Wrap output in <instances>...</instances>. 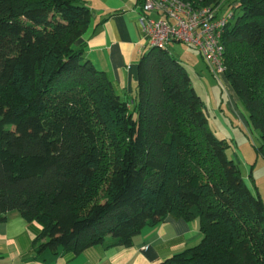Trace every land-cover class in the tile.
<instances>
[{"label":"trees","instance_id":"obj_1","mask_svg":"<svg viewBox=\"0 0 264 264\" xmlns=\"http://www.w3.org/2000/svg\"><path fill=\"white\" fill-rule=\"evenodd\" d=\"M201 1L231 12L224 85L264 156V0ZM93 15L85 0H0V221L17 210L42 225L37 252L75 256L197 220L201 241L159 264H264V199L185 63L151 45L128 100L78 45Z\"/></svg>","mask_w":264,"mask_h":264},{"label":"crops","instance_id":"obj_2","mask_svg":"<svg viewBox=\"0 0 264 264\" xmlns=\"http://www.w3.org/2000/svg\"><path fill=\"white\" fill-rule=\"evenodd\" d=\"M85 3L94 15L78 45L83 46L87 59L109 74L123 96L132 100L139 60L151 47L142 30L138 0H85ZM169 48L182 61L186 55H192L175 42ZM41 230L40 223L28 222L17 210L9 211L6 219L0 221V264H159L202 239L197 220L170 216L145 227L134 237L132 246L96 245L73 256L52 250L37 252L36 240Z\"/></svg>","mask_w":264,"mask_h":264},{"label":"built area","instance_id":"obj_3","mask_svg":"<svg viewBox=\"0 0 264 264\" xmlns=\"http://www.w3.org/2000/svg\"><path fill=\"white\" fill-rule=\"evenodd\" d=\"M142 9V30L151 45L169 47L180 42L198 49L215 77L225 84L222 35L231 12L221 14V6L203 5L201 0H144Z\"/></svg>","mask_w":264,"mask_h":264},{"label":"rangeland","instance_id":"obj_4","mask_svg":"<svg viewBox=\"0 0 264 264\" xmlns=\"http://www.w3.org/2000/svg\"><path fill=\"white\" fill-rule=\"evenodd\" d=\"M175 43L192 54L186 55L183 61L190 72L194 87L206 103L210 126L218 136L231 141L233 150L240 160L238 165L243 176L249 178L252 173L264 199V156L258 152V147L261 145L258 131L249 125L242 103L232 99L228 85L219 82L198 49L185 43ZM171 51L174 53L173 49ZM234 151H230V154L234 155Z\"/></svg>","mask_w":264,"mask_h":264}]
</instances>
